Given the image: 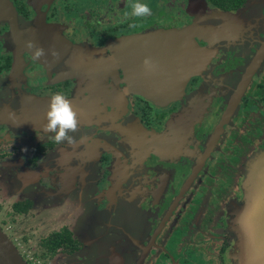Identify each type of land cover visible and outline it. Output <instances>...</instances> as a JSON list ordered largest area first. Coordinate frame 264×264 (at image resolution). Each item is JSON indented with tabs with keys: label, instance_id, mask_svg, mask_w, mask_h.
I'll use <instances>...</instances> for the list:
<instances>
[{
	"label": "flooded vegetation",
	"instance_id": "af4514ba",
	"mask_svg": "<svg viewBox=\"0 0 264 264\" xmlns=\"http://www.w3.org/2000/svg\"><path fill=\"white\" fill-rule=\"evenodd\" d=\"M10 2L0 231L22 260L236 264L241 184L264 152V0H141L142 18L129 0ZM29 41L49 54L33 60ZM132 47L165 58L156 101L132 92ZM57 92L78 113L75 146L43 130Z\"/></svg>",
	"mask_w": 264,
	"mask_h": 264
},
{
	"label": "water",
	"instance_id": "95a60500",
	"mask_svg": "<svg viewBox=\"0 0 264 264\" xmlns=\"http://www.w3.org/2000/svg\"><path fill=\"white\" fill-rule=\"evenodd\" d=\"M16 19V13L12 4L9 0H0V24L9 23L12 24ZM146 36H142V40ZM133 40H138L140 37L131 38ZM136 43L135 46L138 47L140 42ZM128 53H121L122 55H128V59L125 61V67L128 69V83L134 86L132 92L136 94H141L144 97H148L152 101L158 100L159 91L154 87L157 85V75L155 72L146 73L143 67V61L148 58L147 55L149 51H142L138 48L132 47L127 51ZM145 54L146 56H142ZM165 58L151 59L156 65L157 69L163 67L162 61ZM171 60V59H170ZM177 60V59H175ZM187 62H193V58L187 57ZM182 66V65H180ZM130 73V74H129ZM142 76V81L139 77ZM141 84H147L152 87V89H147L142 91ZM176 91L173 92V95ZM264 158L263 160L259 157L253 164H251L254 179L256 181L253 190H258L259 200L257 203L261 205V212L257 221H248L246 224L243 223V227L239 229L240 234L238 239V250L237 260L239 264H264ZM263 162V163H262ZM259 166V167H258ZM249 173V172H248ZM250 174V173H249ZM236 222V220H235ZM237 224V223H236ZM0 264H26L11 241L0 231Z\"/></svg>",
	"mask_w": 264,
	"mask_h": 264
},
{
	"label": "clouds",
	"instance_id": "9594fccd",
	"mask_svg": "<svg viewBox=\"0 0 264 264\" xmlns=\"http://www.w3.org/2000/svg\"><path fill=\"white\" fill-rule=\"evenodd\" d=\"M129 7L132 17L142 18L151 15L150 7L146 3H142L141 0H129ZM129 27L136 29L139 25L137 23H132ZM25 46L31 51L32 59L35 61H40L49 54L31 41L27 42ZM50 54L53 58L59 57V53L54 50H50ZM143 67L146 73H152L157 70V65L150 58H146L143 61ZM49 101L45 114L47 122L43 125V130L46 133L52 134L51 139L57 145L66 142L69 146H75L76 138L74 135H70V133H76L79 128L77 111L73 109L71 102L63 93L57 92L51 96Z\"/></svg>",
	"mask_w": 264,
	"mask_h": 264
},
{
	"label": "rangeland",
	"instance_id": "374dc122",
	"mask_svg": "<svg viewBox=\"0 0 264 264\" xmlns=\"http://www.w3.org/2000/svg\"><path fill=\"white\" fill-rule=\"evenodd\" d=\"M259 157L263 160L264 152H260L255 158H257L258 160ZM248 164L246 166L245 174L241 184L242 198L240 199V203L237 206L236 215L234 216L236 220L235 223H237L239 229L243 227V223L246 224L249 220L256 222L261 212V205L260 203H257L259 200V195L257 194L258 190H253L256 181L252 182V179H254V177L252 171L249 170L253 167H251V163ZM238 262L239 261L237 260L236 264H239Z\"/></svg>",
	"mask_w": 264,
	"mask_h": 264
},
{
	"label": "crops",
	"instance_id": "0c3cea01",
	"mask_svg": "<svg viewBox=\"0 0 264 264\" xmlns=\"http://www.w3.org/2000/svg\"><path fill=\"white\" fill-rule=\"evenodd\" d=\"M12 164H16V162H13V161H10V162H2V164L0 166L1 167H7V166H11Z\"/></svg>",
	"mask_w": 264,
	"mask_h": 264
},
{
	"label": "trees",
	"instance_id": "16d2710c",
	"mask_svg": "<svg viewBox=\"0 0 264 264\" xmlns=\"http://www.w3.org/2000/svg\"><path fill=\"white\" fill-rule=\"evenodd\" d=\"M10 1V0H9Z\"/></svg>",
	"mask_w": 264,
	"mask_h": 264
}]
</instances>
